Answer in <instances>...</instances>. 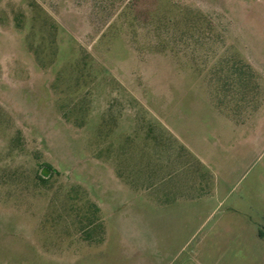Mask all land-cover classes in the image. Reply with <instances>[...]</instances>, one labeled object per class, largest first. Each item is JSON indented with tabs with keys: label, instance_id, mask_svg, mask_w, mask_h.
Segmentation results:
<instances>
[{
	"label": "rangeland",
	"instance_id": "1",
	"mask_svg": "<svg viewBox=\"0 0 264 264\" xmlns=\"http://www.w3.org/2000/svg\"><path fill=\"white\" fill-rule=\"evenodd\" d=\"M0 264H264V0H0Z\"/></svg>",
	"mask_w": 264,
	"mask_h": 264
}]
</instances>
